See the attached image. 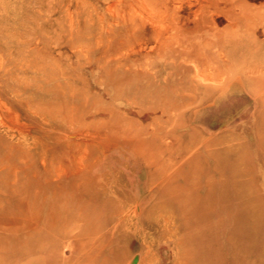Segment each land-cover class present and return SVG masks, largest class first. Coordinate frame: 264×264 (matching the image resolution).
<instances>
[{
    "label": "rangeland",
    "instance_id": "1",
    "mask_svg": "<svg viewBox=\"0 0 264 264\" xmlns=\"http://www.w3.org/2000/svg\"><path fill=\"white\" fill-rule=\"evenodd\" d=\"M54 259L264 264V0H0V264Z\"/></svg>",
    "mask_w": 264,
    "mask_h": 264
},
{
    "label": "bare ground",
    "instance_id": "2",
    "mask_svg": "<svg viewBox=\"0 0 264 264\" xmlns=\"http://www.w3.org/2000/svg\"><path fill=\"white\" fill-rule=\"evenodd\" d=\"M241 238H243V237H241ZM53 243H54V240H52V239L34 238L33 240H31V242L27 246H25L26 245L25 244L22 246H18L16 248L15 244H12L14 247L13 246H11V247H13L12 250H14L13 254L14 255L17 254L18 256H20L22 254H26V253H29V252L34 251V250L35 251L39 250L40 248H42L44 246L45 247H51L53 245ZM57 260H58V262L61 261L63 264H67L65 262V260H60V259H57ZM57 260L54 259L56 264H57Z\"/></svg>",
    "mask_w": 264,
    "mask_h": 264
}]
</instances>
